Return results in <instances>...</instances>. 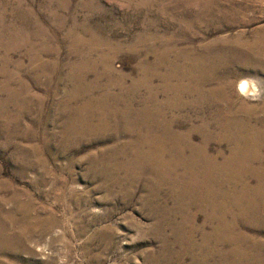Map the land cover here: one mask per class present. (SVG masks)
<instances>
[{"label": "rangeland", "instance_id": "1", "mask_svg": "<svg viewBox=\"0 0 264 264\" xmlns=\"http://www.w3.org/2000/svg\"><path fill=\"white\" fill-rule=\"evenodd\" d=\"M221 121L264 154V0H0V264H264Z\"/></svg>", "mask_w": 264, "mask_h": 264}, {"label": "bare ground", "instance_id": "2", "mask_svg": "<svg viewBox=\"0 0 264 264\" xmlns=\"http://www.w3.org/2000/svg\"><path fill=\"white\" fill-rule=\"evenodd\" d=\"M240 55L242 57L246 58L248 56V53L247 52H240ZM250 83H251V81H250ZM250 83L246 79L241 80L240 83H239L240 92L243 93V94H254L256 89L253 92V90L251 89ZM217 94L219 95V96H217V98H219V99H217L219 101L218 103L223 102V103H225L227 105V102H226L227 96L225 95L224 91L221 89V90H219V92ZM257 120H259V119L256 117V121ZM231 121L234 124L236 123V124L242 125L244 127L245 126L246 127L255 126V125L250 124V122L243 121L237 115L234 116L231 119ZM221 122H222L223 125L220 126V129H221V132L223 131V133H221L223 135V139L230 140L232 142V145H233L232 155L230 156V159H229V164L231 165L232 168L237 167L236 170H239V168H238L239 166H238V164H236L234 162V160H239V161H241V163H244L246 165H249V164H251L253 162H262L263 161L264 154H262L261 152H260V154H257V153L242 154L241 156L235 157L234 152L237 151L240 148L241 145H242V148H245V149L248 148V145H246V143L242 144V142H243L242 139H244V138H239L240 137V132L236 130L235 125L232 128H230L229 131H227L229 133H226V130H225L224 126H225V124L227 122H223V121H221ZM256 135H257V133H255L254 136H256ZM246 137L248 139H250L251 135H246ZM260 141L264 142V130L262 132H260L258 134V137L256 138V143L259 144V146L261 145V143H259ZM251 145L253 147H255V144H251ZM204 155H205V145L203 146L202 152H201V154H199V156H204ZM205 162H206L207 168H209L210 170H212V171H217V170L221 171V170H219V167H217V164H216L217 163V159L216 158H214L213 160L205 161ZM190 163L192 165H197L196 161H193V160ZM263 172H264V169L260 168V176H259L260 178H262ZM22 231H24V230H22Z\"/></svg>", "mask_w": 264, "mask_h": 264}]
</instances>
